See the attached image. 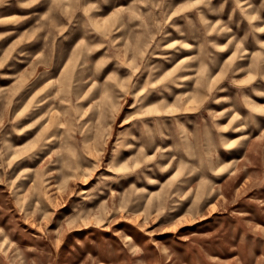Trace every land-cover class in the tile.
I'll use <instances>...</instances> for the list:
<instances>
[{"label":"rangeland","instance_id":"374dc122","mask_svg":"<svg viewBox=\"0 0 264 264\" xmlns=\"http://www.w3.org/2000/svg\"><path fill=\"white\" fill-rule=\"evenodd\" d=\"M0 264H264V0H0Z\"/></svg>","mask_w":264,"mask_h":264}]
</instances>
